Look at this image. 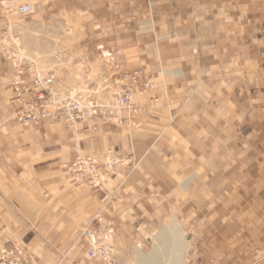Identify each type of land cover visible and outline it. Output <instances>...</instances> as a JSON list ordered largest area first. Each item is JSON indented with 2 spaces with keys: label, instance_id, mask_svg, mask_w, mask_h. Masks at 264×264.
Here are the masks:
<instances>
[{
  "label": "crops",
  "instance_id": "1",
  "mask_svg": "<svg viewBox=\"0 0 264 264\" xmlns=\"http://www.w3.org/2000/svg\"><path fill=\"white\" fill-rule=\"evenodd\" d=\"M5 1L0 14L17 15L3 9ZM34 6L35 48L56 50L46 68L44 57L27 56L20 46L33 27L18 31L13 18L0 17V50L16 54L4 51L7 61L0 59V244L25 241L26 264L73 258L82 228L103 205L100 228L110 232L117 263L138 264L136 248L150 257L168 226L185 233L188 221H219L225 210L248 208L238 196L264 176V0H36ZM67 21L83 39L71 61L60 64ZM108 42L115 51L106 65ZM21 59L35 60L61 89L91 99L111 98L124 72L141 71L154 87L133 96L130 124L72 125L58 112L38 128H23L10 103ZM76 155L100 165L112 157L117 165L93 191L72 179L68 165ZM174 254L173 264H189V257L203 264L188 247Z\"/></svg>",
  "mask_w": 264,
  "mask_h": 264
},
{
  "label": "rangeland",
  "instance_id": "2",
  "mask_svg": "<svg viewBox=\"0 0 264 264\" xmlns=\"http://www.w3.org/2000/svg\"><path fill=\"white\" fill-rule=\"evenodd\" d=\"M36 3V0H6L5 1V7L3 9L7 11H11L14 13V10L17 6L19 5H29L32 8V14L28 16H18V15H10V14H0V17L6 18V20H11L12 18V24H14L16 29L19 31V28H24L26 24H28L29 27H33L31 34L34 35L25 42L20 40V46L22 50L25 51L27 56H32L36 59H41L44 57L45 63L43 64L44 67L45 65L48 66V61L47 58L56 50H43L39 51L36 50V42L34 41V38L36 36V32H34V5ZM0 2V6H1ZM26 21V22H25ZM27 21H33V22H27ZM13 27V26H12ZM18 38L20 37V34H16ZM60 40L58 41L61 45L60 50H57V54H60V57L62 59V63L64 64L67 63L68 61H71V59L74 57V54L76 50L73 49V46L78 43V41H82L83 35H79L75 32V28H72L70 30V22H66V27L62 30V34L60 35ZM33 41H30L32 40ZM113 42V41H112ZM112 42H108L110 45V49L108 52H105L103 55V62L106 65H109L106 63H110V58L108 54H113L115 51V48H112L111 45L113 44ZM16 45H18V42L14 41ZM65 45V46H63ZM8 52L9 56L12 57V55L15 54V49L13 48H6L5 50H0V59L7 61V59H4L3 56H6ZM44 53V54H43ZM54 54V53H53ZM3 55V56H1ZM102 55V54H101ZM106 55V56H105ZM73 56V57H72ZM43 59V58H42ZM46 68V67H45ZM42 69V68H41ZM136 71V70H135ZM134 72V71H130ZM45 73V72H43ZM124 73H129V72H124ZM122 73V74H124ZM46 74V73H45ZM52 74V73H50ZM53 75V74H52ZM121 77V75H120ZM120 77L118 84L120 83ZM146 78V77H145ZM147 79V78H146ZM142 81H148L152 84V89L153 90V82L151 79L149 80H142ZM122 84L124 83L128 85L127 82L124 80L122 81ZM124 82V83H123ZM142 88V87H141ZM123 87L119 85V88L116 89L115 91L112 92L111 98L104 100L103 105L108 102H112L116 99V95L122 91ZM139 88L135 87V94H140L139 93ZM117 91V92H116ZM134 91V92H135ZM150 91V90H148ZM134 94V95H135ZM133 95V96H134ZM114 96V97H113ZM83 96H81L82 98ZM133 98V97H132ZM83 99H87V97H83ZM91 99V98H88ZM91 100H97L98 99H91ZM11 101V100H10ZM12 105V104H11ZM131 106L132 109L134 108L133 102L131 100ZM58 112H63L66 118L67 122H70L73 125V122H71L69 118V113L66 111V109H60ZM56 112V113H58ZM123 112L127 113L128 116L124 118L122 116ZM53 117H55L57 114ZM136 114V113H135ZM68 116V117H67ZM110 117V118H109ZM134 117V110H122L120 111L119 115L115 117L108 116L107 114L103 112V120L110 122V123H117V124H122L123 122L130 124L132 122V119ZM52 118V117H51ZM49 118V119H51ZM13 119L16 121L18 125H20L15 116ZM47 120V119H46ZM99 121H103L101 119H98ZM45 121V120H44ZM77 122H82V121H76ZM43 123V122H42ZM21 127V125H20ZM31 128V127H30ZM38 128V127H37ZM264 131H261L260 136V144H259V149L261 150V160L264 159ZM256 136V137H260ZM76 156H82V155H76ZM74 156V158L76 157ZM73 158V159H74ZM72 159V161H73ZM110 159H114L112 157H108L107 161L108 162ZM115 161V159H114ZM116 164L114 167L117 165V161H115ZM72 163V162H71ZM70 163V164H71ZM264 163V161H263ZM70 164L68 165V169L70 167ZM264 167V164L261 165V168ZM115 171V169H114ZM263 170L261 169L260 173ZM257 173V171H256ZM109 175V174H108ZM107 178V176H106ZM72 179L75 183L83 185V183H78L77 181L74 180L73 176ZM103 184V183H102ZM85 186V185H83ZM87 189H89L87 186H85ZM101 188V187H100ZM99 188V189H100ZM98 189V190H99ZM91 190V189H90ZM251 192L248 194H239L238 196V202L240 201L241 198L245 197L244 201L249 205L248 208L244 211H240L235 209L234 212L232 210H225L224 211V217L222 218L220 216L219 221H188V225L186 226V229L184 230L185 233V240H187L188 243V252L189 253H195L197 252L199 255L201 254V257L199 258L198 262H203V264H264V176L261 178H253L251 187H250ZM237 202V203H238ZM100 208H103L102 214H101V221H95L94 217L92 218L90 224L86 226L84 229L82 228V232L85 231H90L93 234H95L98 242L91 245L88 243L86 246L82 242V237L80 235L79 241L80 243L78 244V249L75 250L73 258H69L68 256H61V258H55L52 255L49 257V264H118L117 263V258H116V253L114 250L113 246V241L111 236H108V233L110 232H105L103 231L100 226L102 225V222L104 221V206L102 205ZM99 208V209H100ZM99 211V210H98ZM237 217V219H234V215ZM97 214V213H96ZM95 214V215H96ZM88 229V230H86ZM164 231V230H161ZM161 234V233H159ZM158 234V235H159ZM110 235V234H109ZM156 235V238L157 236ZM162 236H160L161 238ZM213 237V238H212ZM108 238V239H107ZM159 238V236H158ZM162 239V238H161ZM17 242L22 243V245L25 243V241L22 240H16ZM11 240V241H14ZM192 240V241H191ZM24 242V243H23ZM168 243V242H167ZM27 244V243H25ZM84 245V246H83ZM88 247V248H87ZM26 248V247H25ZM108 248L109 250V255L104 258L103 260L100 257V254L98 253V249L101 253L102 249ZM92 249L95 251V259L90 260L87 255H86V250ZM27 253L28 249H25ZM31 251V249H29ZM47 249H42V252L44 255H47ZM136 250H139L136 248ZM140 251V250H139ZM39 253V252H38ZM34 255H37L36 252L33 253ZM102 254V253H101ZM28 255V254H26ZM71 253L69 254V256ZM169 258V255L166 257ZM46 257H43V260H46ZM188 262L193 263V261L188 258ZM199 264V263H198Z\"/></svg>",
  "mask_w": 264,
  "mask_h": 264
},
{
  "label": "built area",
  "instance_id": "3",
  "mask_svg": "<svg viewBox=\"0 0 264 264\" xmlns=\"http://www.w3.org/2000/svg\"><path fill=\"white\" fill-rule=\"evenodd\" d=\"M28 11L27 8H21L19 15ZM3 56V55H1ZM4 57V56H3ZM141 73L138 71L124 73L120 77V85L123 87L120 95L117 97L120 105L126 106L128 104L129 98H131L132 91L134 88L124 85L121 82L126 80L130 85L139 82ZM56 85L54 78H47L43 80L36 79L33 75L29 74L26 65L19 69H15L12 77V99L11 103L17 107V112L15 118L17 122L26 127L33 126L36 127L39 123L52 113V108L48 104V99L52 96L53 91H55L54 86ZM65 105H58L55 110L64 109ZM66 108V107H65ZM78 105L69 106L68 110L72 112L76 121L81 118V112L77 110ZM96 159L90 156H76L73 160L72 169L73 173L76 174L74 178L78 183H83L89 189L97 191L104 185L106 181V176L112 174L115 169L116 162L114 159H110L108 162H103L100 165ZM70 164V165H71ZM72 174V173H71ZM81 185V184H79ZM103 210V209H100ZM88 230V229H86ZM82 242L86 245L95 244L98 242L95 234L90 231H85L81 235ZM86 245V246H87ZM88 248V247H87ZM98 253L103 260L109 255L108 248L102 249L101 253L98 249ZM95 251L88 249L87 257L90 260L95 259ZM107 255V256H106ZM25 250L22 247V243L8 242L5 243L3 247L0 248V264H26L24 262Z\"/></svg>",
  "mask_w": 264,
  "mask_h": 264
},
{
  "label": "bare ground",
  "instance_id": "4",
  "mask_svg": "<svg viewBox=\"0 0 264 264\" xmlns=\"http://www.w3.org/2000/svg\"><path fill=\"white\" fill-rule=\"evenodd\" d=\"M21 8H24V9L27 8L28 11H26L25 13H22V15H19V14H21L20 13ZM14 12L19 16H28V15L32 14V8H31V6H29L27 4L19 5L15 8ZM24 65L27 66L29 74L33 75L38 80H43V79H47V78H54V80H55L54 75H52L50 73H46V74L43 73L44 71L36 64L35 60H33V59H21L14 66V71H15V69H19ZM14 71H13V73H14ZM138 72L141 73V77H140L137 85H136V83H134L133 85H130L128 81L124 80L125 82L128 83V86H130L131 88H134L132 91L131 98H129L128 104L126 106L120 105L119 101H117V97H118V95H120L121 91L119 94H117L115 96L116 99L114 101L105 103L103 105V100H98V101L96 100L95 101V100H91L88 98L83 99V97L81 98V96H83V95H81L82 92L78 93V92H75L74 90H71V89L65 90L66 88L61 89L62 87L60 88L56 84L54 86L55 91H53L52 96L48 99V102H49L48 104L52 108V113L49 115V117L44 118L39 123V125L36 127H33V126L24 127L22 125H21V127H23V128H30V127L31 128H37V127H39L44 120L49 119L51 117L53 118L55 113L60 111V109L55 110V108L58 105H65L66 108H68L69 106L73 107L74 105H78L77 110L79 112H81L80 115L82 116L81 118H78V121H93V120H98V119L103 120V112L107 114V117L111 116V117H115V118H116V116L119 115L120 111H122V110H127V111L128 110H134V114H135L137 109H135V108L132 109V106H131L132 97L136 93L135 87H137V89L138 88L140 89L139 90L140 94H146L147 92H149L148 90L152 89V84L150 82L142 81V80H148V79H146L144 77V75L141 71H138ZM13 73H12V77H13ZM12 77H11V84H12ZM119 85H120V83H119ZM111 90H113V89H111ZM99 98H100V96H99ZM11 99H12V97H11ZM10 103H11V101H10ZM65 107H64V109H66ZM66 111L69 113V118H70L71 122H73V123L76 122V118L74 117L72 112L68 109H66ZM69 170L73 174V178H75L76 174L73 173L72 164L70 165ZM100 209H103V208H100ZM100 209L97 212V214L94 216L95 221H98V222L101 221L102 210H100ZM168 227L170 229H168ZM168 227H167V229H164V231H162L161 234H159V238L157 236V238L155 240L156 241V243H155L156 248L154 249V253L150 257L144 256L141 254V252L139 250H136V257L138 259V262H137L138 264H173L174 263L173 261L175 258V254H174L175 251L179 250L180 248L182 249V248L188 247L187 241L184 240L185 234L183 233V231H181L180 226L174 225V226H168ZM160 236H162L161 237L162 239L160 238ZM16 243H19V242H16ZM3 246H4V244H0V248ZM168 255H169V258H166Z\"/></svg>",
  "mask_w": 264,
  "mask_h": 264
}]
</instances>
